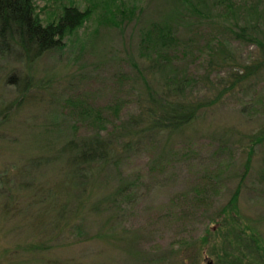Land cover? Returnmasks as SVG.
<instances>
[{
    "label": "rangeland",
    "instance_id": "374dc122",
    "mask_svg": "<svg viewBox=\"0 0 264 264\" xmlns=\"http://www.w3.org/2000/svg\"><path fill=\"white\" fill-rule=\"evenodd\" d=\"M194 2L175 12L173 0H35L44 24L70 4L92 16L63 49L34 63L0 57V264H181L240 184V216L264 239V144L242 176L249 136L264 125V75L184 130L131 137L144 127L147 105L136 65L157 92L165 76L186 75L184 98L204 101L219 94L229 71L210 68L211 48L230 50L229 72L258 55L255 45L230 38L236 13L212 0L194 15ZM174 14L187 16V25L172 27L177 44L164 51L178 74L152 70L157 52L145 41L159 40L158 27ZM16 74L33 84L24 96L7 81ZM98 134L121 151L131 144L91 183L65 191L63 145ZM212 247L186 264H216Z\"/></svg>",
    "mask_w": 264,
    "mask_h": 264
},
{
    "label": "trees",
    "instance_id": "16d2710c",
    "mask_svg": "<svg viewBox=\"0 0 264 264\" xmlns=\"http://www.w3.org/2000/svg\"><path fill=\"white\" fill-rule=\"evenodd\" d=\"M211 1L195 0L192 5L190 4V9L194 11V15L201 16L195 6H204ZM215 1H218L219 6L222 4L228 9L227 15L229 13V16H233L236 13L235 19L237 21H227V26L231 30L230 38L233 41H240V43L247 42L255 45L258 51L257 57H254L249 65H242L241 67L235 65L236 71L229 72V67L234 66L229 59L230 50L225 49L222 44L211 48L210 68L213 71L216 69V73L219 74L221 71L229 70L227 77L221 78L223 81L220 84L222 89L215 98H208L204 101H187L184 98V92L191 86L190 79L186 75H179L174 72L176 68H172L174 66L172 60L167 58V54H164L169 45L177 44L176 32L172 27L181 25V23L187 25L185 22L187 16L174 14V17L166 19L164 26L158 27L159 40L149 36L145 42L149 44L154 41L152 50L157 52L156 58L151 62V69L157 68L162 72L172 69L178 75L169 78L165 76L166 84L163 91L157 92L150 76L145 74L143 68L141 69L140 66L136 65L137 74L146 89L147 105L139 115L145 121L144 127H139L140 129L131 136L133 139L142 138L144 135L150 137L167 133L171 135V133L184 130L197 121L203 110L213 108L226 96L232 98L238 91L249 89L254 78L264 75V5H259L258 0ZM173 2L175 12H177L181 7L180 5L187 4L189 0H173ZM37 8L35 0H0V57L13 56L18 62L34 63L46 53L63 49L66 40L83 28L92 16L90 9L82 11L70 4V6H65L62 9V13L54 21L44 24ZM158 45L159 48H157ZM184 50L186 48L182 51ZM218 67L224 68L220 70ZM7 81L10 83L9 85L15 86L17 93L21 96L30 91L33 85L29 78L25 79L17 74L8 77ZM23 100L21 98L18 103L21 104ZM133 122L137 121L134 120ZM248 142H250V154L243 168V177H247L248 172H250V162H252L254 150L257 146L264 144V125L249 136ZM130 144H126L125 147L130 146ZM125 147H122V151L126 150ZM122 151L100 134L81 140L71 139L66 142L61 149L62 155H69L67 160L69 176L68 183L66 182L64 185L65 191L69 192V188L74 184L77 186L91 183V180L97 174L103 173L105 166ZM50 160L52 159L49 157L32 161L31 166L41 167L49 163ZM242 186L240 184L237 187L231 200L211 221L214 225L208 229L196 251L194 248V252H192L194 256H188L189 259L186 258L187 260L181 261V264H186L191 257L193 261H197L209 245L213 246L210 255L213 257L212 259H215L216 264H264V239L255 227L250 225L251 222L245 223L243 221L238 210ZM127 188L128 186L123 184L117 193H124Z\"/></svg>",
    "mask_w": 264,
    "mask_h": 264
},
{
    "label": "water",
    "instance_id": "95a60500",
    "mask_svg": "<svg viewBox=\"0 0 264 264\" xmlns=\"http://www.w3.org/2000/svg\"><path fill=\"white\" fill-rule=\"evenodd\" d=\"M207 264H214L213 261L208 262Z\"/></svg>",
    "mask_w": 264,
    "mask_h": 264
}]
</instances>
